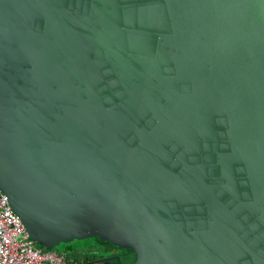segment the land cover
<instances>
[{"label":"water","instance_id":"obj_1","mask_svg":"<svg viewBox=\"0 0 264 264\" xmlns=\"http://www.w3.org/2000/svg\"><path fill=\"white\" fill-rule=\"evenodd\" d=\"M0 191L49 249L264 264V0H0Z\"/></svg>","mask_w":264,"mask_h":264},{"label":"built area","instance_id":"obj_2","mask_svg":"<svg viewBox=\"0 0 264 264\" xmlns=\"http://www.w3.org/2000/svg\"><path fill=\"white\" fill-rule=\"evenodd\" d=\"M0 264H74L68 255L30 238L8 197L0 191Z\"/></svg>","mask_w":264,"mask_h":264},{"label":"rangeland","instance_id":"obj_3","mask_svg":"<svg viewBox=\"0 0 264 264\" xmlns=\"http://www.w3.org/2000/svg\"><path fill=\"white\" fill-rule=\"evenodd\" d=\"M40 246H43L40 244ZM112 248V247H111ZM108 245H103L98 242L81 240L73 245L72 248L63 249L74 264H85L92 256L95 258H105L111 254H124L123 258L129 259L131 254L125 249H111Z\"/></svg>","mask_w":264,"mask_h":264},{"label":"flooded vegetation","instance_id":"obj_4","mask_svg":"<svg viewBox=\"0 0 264 264\" xmlns=\"http://www.w3.org/2000/svg\"><path fill=\"white\" fill-rule=\"evenodd\" d=\"M111 249H113V248H111ZM123 255L124 254H111L105 258H100V259L92 256L90 259H88L87 263H85V264H108V263L112 262L113 260H115V258L117 256H120L122 258V260L124 261L125 258H123ZM68 258H69V256H68ZM69 260L72 262V260L70 258H69Z\"/></svg>","mask_w":264,"mask_h":264}]
</instances>
